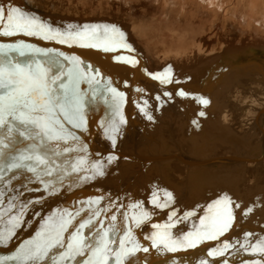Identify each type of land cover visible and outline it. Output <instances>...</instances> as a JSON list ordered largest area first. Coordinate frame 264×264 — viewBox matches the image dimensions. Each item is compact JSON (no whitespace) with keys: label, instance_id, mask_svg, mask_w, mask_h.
I'll use <instances>...</instances> for the list:
<instances>
[{"label":"bare ground","instance_id":"1","mask_svg":"<svg viewBox=\"0 0 264 264\" xmlns=\"http://www.w3.org/2000/svg\"><path fill=\"white\" fill-rule=\"evenodd\" d=\"M2 1L26 11L29 8L41 20L57 21L67 28L75 26L74 19H80L81 25L119 26L139 64L127 70L110 64L106 55L108 64H103L107 69L97 78V90L112 97L107 91L109 84L124 93V100L141 97L143 103L152 105V120L139 121L132 109L133 118H128V126L125 122L126 132L115 134V147L105 131L100 132L103 136L93 141L90 151L101 160L104 175L93 174L95 179L109 189L143 200L152 210L157 207L159 216L154 220L165 224L162 230L159 227L161 236L171 233L180 243L194 236L206 247L202 252L217 258L207 264L221 260L230 264L264 262L262 254L252 251L264 240V164H258L264 158V55L250 48L253 40H264V0H151L152 14L144 20L142 5L149 0ZM211 30L224 40L223 46H206ZM206 48L208 55L204 54ZM169 66L175 82L153 79ZM118 71L124 81L135 75V86L127 92L122 88L124 76L117 75ZM181 90L188 95L179 96ZM197 97L211 103L204 107ZM160 104L163 106L158 109ZM200 111L206 115L201 117ZM250 112L253 118L245 114ZM113 121L121 131L115 119L106 126ZM250 122L261 124L260 136L254 140ZM96 130L87 131L88 135H97ZM130 135L127 150L146 157L124 150ZM110 156L116 157L112 163H108ZM166 193H171V200L178 198L181 206L177 211L168 208L172 202ZM224 193L240 205L233 206L232 226L216 239L204 238L208 229L201 219L208 214L207 205ZM144 227H138L139 234Z\"/></svg>","mask_w":264,"mask_h":264},{"label":"snow or ice","instance_id":"2","mask_svg":"<svg viewBox=\"0 0 264 264\" xmlns=\"http://www.w3.org/2000/svg\"><path fill=\"white\" fill-rule=\"evenodd\" d=\"M21 34L41 36L46 40L56 39L60 44L69 46L79 44L81 47L97 48L105 52L135 51L132 44L128 43L126 33L116 24L69 25L67 31H61L53 29L35 13L26 11L21 6L13 4L6 6L0 2V37H14ZM51 51L26 44L22 40L14 44H0V180L4 179L5 169L12 171L13 169L27 168L29 172L38 173L40 166H44L41 169L43 175L52 176L55 171V168L52 167L55 164L52 156L60 155V152L55 151L54 148H59L60 142L67 143L69 138L72 141L79 140L75 132L67 128L66 124L70 125L71 129L87 130V122L84 117V96L80 90V83L86 80L89 84H99L100 81L97 79L99 72L89 75L95 71L91 66H87L86 71L81 67V61L78 58H70L63 52H57L56 56L63 57L65 61L70 60L72 63V67L65 72L64 64L56 56L49 55ZM10 53H18L20 57H25L28 53H38L48 59L43 62L36 59L20 62ZM117 59L123 58L118 56ZM125 62L136 64L137 60L133 56L128 57ZM153 79L161 83L175 82L172 79L171 66L166 68L163 73L155 74ZM107 91L112 94L114 110L120 116V124H123L125 121L120 109L124 102V93L118 92L110 86L107 87ZM177 94L181 97L188 95L183 90ZM164 95L168 96L169 93L165 92ZM196 99L204 107L211 103L205 97ZM141 110L143 111V109ZM199 115L203 117L206 113L200 111ZM147 118L152 120L151 115H147ZM194 123L198 122L194 121ZM104 131L115 147V134L119 132L115 121ZM18 137L32 141V143L28 144L25 151L20 152L19 155H12V151L16 150ZM52 142H55L54 148ZM73 150L71 147L63 149L64 152ZM83 150L86 151V148ZM7 159H10L11 162L3 163ZM115 159V156H110L108 163H112ZM23 161H33L34 163L24 164ZM84 163L85 160L81 158L77 164L72 165L73 171H77L79 166ZM103 167L101 163L91 165L94 175H104ZM45 187L47 188L48 185L45 184ZM2 196L3 193H0V197ZM166 196L168 200L172 199L171 193H166ZM153 202H155V194ZM90 203H99V201ZM2 206L3 200L0 199V221H3L4 216L8 215L15 207L11 202L7 209ZM233 206L240 207L227 193L207 205L208 214L201 219V225L208 229L203 233L204 238L216 239L232 226ZM251 211L252 208H249L248 212ZM79 215V212H76L75 215L65 212L59 214L58 220L50 217L34 239L22 244L13 255L0 257V264H5L6 261H13L16 264H43L49 259L52 264H65L66 261H76L77 257H84L86 252L90 255L79 264H109L110 256L115 257V264H123V257L132 251V249L125 248L126 240L130 239L131 229L128 230L124 239L119 240V250H114L111 245L117 241L109 238L111 227L103 231L97 229L94 235L98 239L95 242H91L90 238L83 234L82 230L93 226V219L90 217L79 223L65 242L64 233L69 231L73 220ZM143 215L146 217L147 213L145 212ZM93 216L99 217L100 211L95 210ZM111 220L115 221L116 216L113 215ZM19 222V216H11L8 221L10 227L0 231V243L11 239ZM136 222L139 223V221ZM227 247L228 245H225V248ZM55 249H63V251L54 253ZM252 251L259 252L264 256V240L253 246ZM254 264H264V262L256 261Z\"/></svg>","mask_w":264,"mask_h":264},{"label":"water","instance_id":"3","mask_svg":"<svg viewBox=\"0 0 264 264\" xmlns=\"http://www.w3.org/2000/svg\"><path fill=\"white\" fill-rule=\"evenodd\" d=\"M0 2L4 3L6 6L8 5L7 1L0 0ZM27 9L29 12L34 13L33 10ZM75 20H77L74 23L75 26H82L81 21L79 22L80 19H74V21ZM44 22L48 23L53 29H60L61 31H67L68 29L57 21L44 20ZM21 40L26 44L33 45L45 51L52 50L49 53L50 56H56L57 52H63L65 56L78 58L81 61V67L86 71L87 66H91L92 69L95 70L89 73V75H95L97 71L99 75H102V72L105 71L106 64H108L105 62V58L108 55L112 57V59L109 57L108 60L110 64L111 62L114 64L117 63L127 70H131L133 67L136 68L139 64L134 65L125 62L123 59H117L118 56L122 58L133 57V53L135 52H128L126 50L105 52L97 48L81 47L79 44H72L69 46L68 44L58 43L56 39L46 40L41 36H25L21 34L14 37H0V44H14ZM10 55L20 62L31 59L43 62L48 59V57H43L38 53H28L25 57H20L18 53H10ZM134 57L137 60V56ZM56 58L64 64L65 72L72 67L70 60L65 61L63 57L59 56H56ZM118 73L117 75L124 76L121 72L118 71ZM99 75L97 76L98 79ZM140 75L144 78L146 76L141 73ZM134 76L133 74L130 79H126L125 81V76L123 77L122 82L124 81V85L122 88H124L125 92L130 90L132 85L135 86V84H133V81L136 80ZM138 82L141 83L140 80H138ZM108 86L112 87L109 84ZM97 88L98 86L95 83L89 84L86 80L81 81L80 90L84 96V117L87 122V130L81 131L79 129H71V126L66 124L67 128L75 132L79 140L72 141L69 138L67 143L60 142L59 148H54L55 142H52L54 150L60 152L59 156H52V159L55 161V164L52 165V167L55 168L52 176L43 175L41 169H43L44 166H40L38 173L29 172L27 168L13 169L12 171H8L7 169L4 170V179L0 180V193H3V196L0 197V199L3 200L2 207L7 209L10 202L14 204L15 207L8 215L4 216L3 221H0V231H4L7 227H10L8 221L11 216H19L20 222L15 228V234L11 239L7 240L5 243H0V257L13 255L22 244L34 239L50 217H54L58 220L60 213L71 212L75 215L76 212H79L80 215L75 217L72 226L69 227V231L64 233L65 242H67L69 234L74 232L79 223L88 220L90 217L93 219V226L82 230L83 234L88 236L91 242H95L98 239V237L94 235L97 229L103 231L111 227L112 231L109 232V238L117 241V243L111 245L114 250H119V240L124 239L128 230L131 229L130 239L126 240L125 248L132 249V251L123 257V264H207L217 260L216 257L210 258L207 251L202 252L206 247L202 245L201 242H197L194 236L188 239L189 241H182V243L173 239L172 235H170L171 233L164 237L161 236V231L158 232V230H160L159 227H161L162 230L165 224L158 223L154 220L159 216L158 212L160 210L157 207L155 210H152V208L146 207L143 200L140 201L135 197L130 198V196L123 194L121 191L117 192V190L111 189V187L109 189L108 185L100 183L95 179L93 175L94 170L91 168V165L94 163H101V160L97 157L94 158L90 151L92 144H94L93 141L97 137L100 138L103 136L100 132L104 131L107 127L106 123H110V120L115 119L120 123V116L117 115L114 110L112 97L107 94H101L102 91L100 90L101 92H98ZM147 88L149 87L144 85V89ZM150 91L151 90H149V92ZM93 92L96 94L93 95ZM162 106L163 105L160 104L158 109ZM151 107L152 105H149V102L143 103L141 97L138 99L136 98L134 101H129L125 98L120 113L123 115L124 121L127 122L131 120L128 119L129 117L133 118V109L136 115L139 116L137 119L146 122L148 120L147 115H151ZM141 109H143V111ZM154 109L156 111V107H154ZM145 113H147V115H145ZM125 122L121 124L122 129L119 131L122 135L126 132L125 127L128 126V122L126 126ZM90 130H96L95 132L97 135H88L87 131ZM131 131L132 126L130 125V134ZM125 140L124 146L125 144L126 146L124 150H126V152L142 157L147 156L137 154L136 152H132V150H127V144L131 140V135ZM31 143L32 141H26L22 137H18L16 150L12 151V155H19V153L25 151L26 146ZM65 147H71L74 150L71 152H64L63 149ZM85 148L86 151L83 150ZM49 155H51V152H49ZM81 158L85 160V163L80 165L77 171H73L72 165L77 164ZM9 162H11L10 159L3 161V163ZM23 163L33 164L34 162L23 161ZM45 184L48 185L47 188ZM173 198L174 199L170 201L172 205L170 204L168 208L173 206L177 211L179 209L178 206L181 205H179L178 198L174 196ZM92 201H99V203H90ZM136 205H139V207H136ZM95 210L100 211L99 217L93 216ZM145 212L147 213L146 217L143 215ZM182 212H184L182 214L187 213V211ZM21 213L23 214L20 215ZM113 215L116 216L115 221L111 220ZM134 217L135 219H133ZM65 219H67V216H65ZM136 221H139V223ZM140 226H145V230H143L141 234L138 233V227ZM144 245L145 247H143ZM59 251H63V249H55L54 253ZM89 255L90 253L86 252L84 257H77L76 261H66L65 264H79L80 261L87 259ZM128 257H130V259ZM220 262H222V264H230L227 260H221ZM254 262L256 261L243 264H254ZM5 264H16V262L6 261ZM43 264H52V261L49 259L44 261ZM109 264H115L114 256H110Z\"/></svg>","mask_w":264,"mask_h":264},{"label":"rangeland","instance_id":"4","mask_svg":"<svg viewBox=\"0 0 264 264\" xmlns=\"http://www.w3.org/2000/svg\"><path fill=\"white\" fill-rule=\"evenodd\" d=\"M163 2V1H162ZM164 3H165V1H164ZM151 5V0H149V1H145V3H144V5H142V20H144V19H148L149 18V15L150 14H152V12L149 10V6ZM163 10H165V8H164V5H162V11ZM154 11V10H153ZM163 13V12H162ZM161 13V14H162ZM160 14V13H159ZM159 14H158V16H159ZM214 32H216V31H209V33H208V36H207V40H208V44L206 45V46H209V47H212V46H215V45H219V46H223L224 45V40L222 39V38H220V39H218V37H217V35L218 34H216V33H214ZM250 48H254L258 53H261V54H263L264 55V40H262L261 39V41H255V40H253V42L252 43H250ZM208 52H209V49H205V51H204V54L205 55H208ZM246 115H249L248 117L249 118H253V117H251V116H254L253 115V112H250V113H245ZM247 117V118H248ZM258 123H259V119H258ZM256 124V125H253L251 122H250V124H252V126H254L253 128H254V132H253V140L254 139H256L257 137H259L260 136V133H261V130H260V126H261V124L259 125V124ZM247 125H248V127L250 128V126H249V122L247 123ZM236 148H237V150L239 149L238 148V146H236ZM258 164H264V158L263 159H259V162H258ZM263 169V168H262ZM251 182V181H250ZM252 183V182H251Z\"/></svg>","mask_w":264,"mask_h":264}]
</instances>
